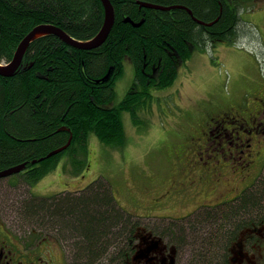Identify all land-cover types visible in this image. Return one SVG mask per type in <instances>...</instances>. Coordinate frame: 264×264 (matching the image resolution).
<instances>
[{"label":"trees","instance_id":"16d2710c","mask_svg":"<svg viewBox=\"0 0 264 264\" xmlns=\"http://www.w3.org/2000/svg\"><path fill=\"white\" fill-rule=\"evenodd\" d=\"M139 1L183 5L193 14L184 8H147ZM255 1L111 0L116 21L102 46L77 49L53 34L35 39L17 72L0 74V172L25 163V169L11 178L34 185L55 170L62 157L68 156L65 161L72 162L76 171L83 169L92 138L109 149L123 148L125 115L139 125L138 110L154 103L152 92L176 82L179 65L185 64L181 59L203 51L215 39L233 43ZM196 19L214 24L202 25ZM104 20L102 0H0V63L10 62L38 25H57L85 41L99 33ZM126 60L133 65L134 79L124 97L117 99L116 85L125 73ZM70 139L64 152L47 158ZM186 142L188 153L198 152L192 139ZM257 165V174L247 183L252 190L230 208L234 213L207 225L218 220L231 223L264 210V175L258 178L264 159L253 166ZM21 208L24 217L41 225L50 219L53 228L72 242V264H127L137 220L121 206L110 181L101 179L79 193L33 194Z\"/></svg>","mask_w":264,"mask_h":264},{"label":"rangeland","instance_id":"374dc122","mask_svg":"<svg viewBox=\"0 0 264 264\" xmlns=\"http://www.w3.org/2000/svg\"><path fill=\"white\" fill-rule=\"evenodd\" d=\"M243 10L246 9L241 8ZM245 14L246 24L242 22L244 28L241 26V34L233 38V43L215 39L209 41L203 51H193L189 58L180 60L185 64L179 65L176 82L152 92L154 103L148 109L138 110L139 125H134L125 115L127 142L123 148L109 149L92 138L86 166L79 172L72 162L65 161L66 156L60 159L55 170L34 185L19 181L18 177L0 178V219L7 226L15 228L14 218L22 214L23 202L33 194L41 197L65 192L79 193L101 179L112 183L121 206L136 215L140 223L152 222L149 221L152 215H187L193 219L198 212L188 213L189 209L204 200H213L219 194L217 190H211L216 183L209 182L218 171L222 174L220 186L223 191H231L235 185H246L249 177H254L259 169L258 165L249 167V154L257 158L254 153L259 152L255 163L264 159L263 116L256 119V125L250 124L253 130L251 136L257 137L261 133L254 139H250L246 132L251 126L239 125L240 122L234 119L240 118L243 111L246 115L262 108L258 97L264 96V0L255 1L254 7L246 10ZM133 79V65L126 60L125 73L116 85L117 99L124 97ZM257 83L261 85L258 94ZM248 104L250 107L246 110L239 108ZM224 112L229 113L224 115ZM221 119L236 123V129L227 126L226 130L221 131L230 135L234 129H238L241 131L240 137L251 143L250 150L242 153L241 141L235 143L236 137H231L223 144L221 141L199 139L197 148L202 146V153L196 156L188 153L186 138L189 137L191 141L193 136L200 134L201 129L208 130V122H211L210 130L218 133L217 128L221 125L218 121ZM259 127L261 132L257 134L254 128ZM255 139L258 140L256 145ZM234 145L236 151L233 150ZM201 156L203 160H200ZM261 175H264V166L258 178ZM252 186L248 191L251 192ZM168 191V199L153 208L156 200L167 195ZM42 221L43 226L39 231L60 243L64 250L59 249L58 253L71 264L72 242L53 229L50 219ZM187 222L194 223L195 219ZM188 237L192 244L200 235L190 233Z\"/></svg>","mask_w":264,"mask_h":264},{"label":"flooded vegetation","instance_id":"af4514ba","mask_svg":"<svg viewBox=\"0 0 264 264\" xmlns=\"http://www.w3.org/2000/svg\"><path fill=\"white\" fill-rule=\"evenodd\" d=\"M257 85L256 94L261 90L260 83H257ZM258 99L262 102V108L246 115H244L243 111L241 116H239L240 118H236L234 121H239V125L243 123L244 125L251 124L254 126L256 125V119L263 116L264 122V96L258 97ZM249 107L250 104L247 106L241 105L239 108L245 109ZM228 113L224 112V115ZM218 122L221 124L217 128L218 133L215 134V132L210 130L211 122H208V130L206 128L201 129L200 134H198L199 137L193 136V143L198 145L200 140L209 139L221 141L220 143L223 144L225 140L236 137L234 139L235 143L237 140L241 141L242 148L240 150L242 153L246 149L250 150L251 143L249 144L246 139L240 137L241 131L235 130L237 127L235 122L224 119ZM227 126L235 128L230 135L221 131L222 129L226 130ZM254 129L257 134L261 132L260 127ZM251 130L252 126L249 131H245L250 135L253 132ZM254 137L250 135V139H254ZM257 142L258 140L254 145ZM239 147L240 145H238ZM201 148L202 146L198 148L197 153L192 154L194 156L201 154ZM233 150L236 151L235 145ZM254 154L257 158H252V154H249V167H253L258 160L259 152L256 151ZM203 159L204 157L201 156L200 160ZM222 180V174L219 171L211 178L209 182L216 183L211 190H217L219 194L213 200H204L200 205L189 209L188 213L198 212L193 219L187 217V215H152L149 219L152 222H137L132 234L133 238L130 240L131 249L129 254H127V264H264V210L258 215L234 219L231 223L219 220L215 225H207L205 223L214 222L215 219L221 216L233 214L234 210L232 209L235 203L251 187L250 184L242 185L241 187L235 185L231 191H223L220 186ZM181 184L184 187H188L183 183ZM166 194L156 200L157 203L153 205V208L168 199L170 191ZM194 219V223L187 222V220ZM159 220L169 221L156 222ZM13 226L16 229L10 225L7 226L0 219V264H69V261H64L63 256L58 253L59 249L61 251L64 250L60 243L48 235L43 236L42 232L39 231L42 227L41 223H35L20 214L18 218H14ZM27 227L28 231L24 230ZM30 230L31 232H29ZM197 232L200 237L195 238L190 244L188 235L190 233L195 235ZM211 241H215L212 247L209 246ZM72 262L73 257L70 263L72 264Z\"/></svg>","mask_w":264,"mask_h":264},{"label":"water","instance_id":"95a60500","mask_svg":"<svg viewBox=\"0 0 264 264\" xmlns=\"http://www.w3.org/2000/svg\"><path fill=\"white\" fill-rule=\"evenodd\" d=\"M102 2H103L104 7H105V20H104L103 27L101 28V30L99 31V33L95 37H93L92 39L87 40V41H80V40L73 38L65 30H63L61 27H59L57 25H53V24L38 25L35 28H33V30H31V32L19 44V47H18L12 61L9 62L8 64H3V65L0 64V74L3 76H13L17 72V70L20 68V66L22 65L24 55H25L30 43L33 42L35 39H37L41 36H44V35H49V34L56 35L63 42H65L67 45L74 47V48H77V49L91 50V49H95V48L102 46L106 42V40L108 39L109 34L111 33V31L114 27L115 21H116V12H115V8H114V5L112 4L111 0H102ZM139 3L141 6H145L147 8H155V9H161V10L185 8L186 10H188V12L193 14L189 8L184 7V6H180V5L161 6V5H157V4H153V3H149V2H144V1H139ZM126 20L131 22L130 18H127ZM196 20L201 22V23H204V24L206 23V22H203L199 19H196ZM142 22L143 21H141V23ZM141 23L134 24V25H140ZM206 24L210 26V25H213L214 22H210V23H206ZM0 33H1V24H0ZM63 129H66V128L63 127ZM68 130H70V129H68ZM71 139L69 140L68 144H66L65 146L53 151L47 157H50L54 154H57V153L65 150V149H67V147H69V145L71 143ZM34 163H36V161H34ZM25 167H26V164L23 163V164H20L18 166L3 170L0 172V178L1 177H7V176L13 175L15 173H18V172L22 171L23 169H25Z\"/></svg>","mask_w":264,"mask_h":264},{"label":"bare ground","instance_id":"6f19581e","mask_svg":"<svg viewBox=\"0 0 264 264\" xmlns=\"http://www.w3.org/2000/svg\"><path fill=\"white\" fill-rule=\"evenodd\" d=\"M183 6V5H182ZM183 9V8H182ZM185 9V8H184ZM186 10V9H185ZM189 13V12H188ZM195 20V19H194ZM200 23V22H199ZM202 24V23H201ZM203 25V24H202ZM1 34V33H0ZM90 40V39H89ZM87 41V40H85ZM31 44V43H30ZM19 47V46H18ZM18 49V48H17ZM17 51V50H16ZM16 53V52H15ZM15 55V54H14ZM94 137V136H93ZM92 138V137H91ZM64 152V151H63ZM60 153V152H59ZM58 154V153H57ZM48 158V157H47ZM41 161V160H40ZM13 175L7 176L8 178H11ZM4 179V177H1Z\"/></svg>","mask_w":264,"mask_h":264}]
</instances>
